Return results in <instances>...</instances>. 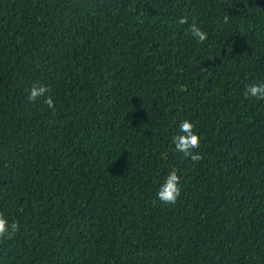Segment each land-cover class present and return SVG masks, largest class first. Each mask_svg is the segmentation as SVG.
<instances>
[{
    "label": "trees",
    "instance_id": "trees-1",
    "mask_svg": "<svg viewBox=\"0 0 264 264\" xmlns=\"http://www.w3.org/2000/svg\"><path fill=\"white\" fill-rule=\"evenodd\" d=\"M258 81L264 0H0V264H264Z\"/></svg>",
    "mask_w": 264,
    "mask_h": 264
},
{
    "label": "clouds",
    "instance_id": "clouds-1",
    "mask_svg": "<svg viewBox=\"0 0 264 264\" xmlns=\"http://www.w3.org/2000/svg\"><path fill=\"white\" fill-rule=\"evenodd\" d=\"M247 4V0H245ZM228 16L224 17V23L228 22ZM179 24H189L188 17L179 19ZM193 38L198 42L203 43L208 39V33L193 21L188 28ZM51 88L43 84H33L28 95V100L35 102L37 99L44 97V104L48 109L55 111V103L52 96L49 94ZM243 95L249 98H257L264 100V81H258L245 86ZM195 125L192 121L185 119L181 122L179 134L172 137L175 145V151L182 153L184 157L190 158L193 161H200L202 155L196 150L200 147V136L194 130ZM180 175L176 169H172L167 175L163 184L160 185L157 192V197L164 205L175 204L181 195ZM20 230L18 220H9L5 214L0 211V241L11 240Z\"/></svg>",
    "mask_w": 264,
    "mask_h": 264
}]
</instances>
